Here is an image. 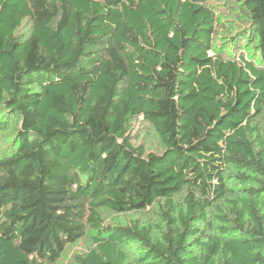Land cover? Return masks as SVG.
<instances>
[{"label": "trees", "instance_id": "16d2710c", "mask_svg": "<svg viewBox=\"0 0 264 264\" xmlns=\"http://www.w3.org/2000/svg\"><path fill=\"white\" fill-rule=\"evenodd\" d=\"M1 140L0 264H264V0H0Z\"/></svg>", "mask_w": 264, "mask_h": 264}, {"label": "rangeland", "instance_id": "374dc122", "mask_svg": "<svg viewBox=\"0 0 264 264\" xmlns=\"http://www.w3.org/2000/svg\"><path fill=\"white\" fill-rule=\"evenodd\" d=\"M233 17V16H232ZM222 39L225 38V35H222L221 37ZM248 53V51H247ZM250 54V52L248 53ZM247 54V56L249 57V55ZM146 128L140 125H137L133 130H132V134L134 136H137L138 138L136 139V143L138 144L139 142H143L145 143V145L148 147L149 150L153 149L156 150L157 148V140L154 139V137H152L151 135H147L145 132ZM2 146V140L0 141V148ZM119 218V216L112 214L105 223H110V222H114L115 219ZM88 246V243H86L85 241H82L79 245L76 246H72V248H70V250L67 252L66 257L64 259V264H69L71 262V259L73 260L74 255L76 254V251H85L86 248Z\"/></svg>", "mask_w": 264, "mask_h": 264}]
</instances>
